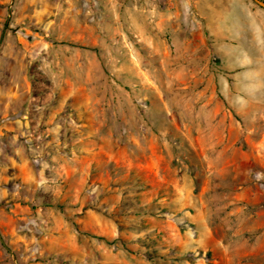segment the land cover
I'll list each match as a JSON object with an SVG mask.
<instances>
[{"label":"rangeland","instance_id":"obj_1","mask_svg":"<svg viewBox=\"0 0 264 264\" xmlns=\"http://www.w3.org/2000/svg\"><path fill=\"white\" fill-rule=\"evenodd\" d=\"M202 1L0 0V264H264V127H218Z\"/></svg>","mask_w":264,"mask_h":264},{"label":"crops","instance_id":"obj_2","mask_svg":"<svg viewBox=\"0 0 264 264\" xmlns=\"http://www.w3.org/2000/svg\"><path fill=\"white\" fill-rule=\"evenodd\" d=\"M199 16L210 33L214 66L206 68L200 82L205 90L214 83L215 111L224 114L218 127H241L234 120L227 124V112L264 127V7L254 0H204ZM261 144L257 158L264 167V138ZM185 182L181 191L188 194L192 185Z\"/></svg>","mask_w":264,"mask_h":264},{"label":"water","instance_id":"obj_3","mask_svg":"<svg viewBox=\"0 0 264 264\" xmlns=\"http://www.w3.org/2000/svg\"><path fill=\"white\" fill-rule=\"evenodd\" d=\"M256 3L264 7V2L262 0H254Z\"/></svg>","mask_w":264,"mask_h":264}]
</instances>
